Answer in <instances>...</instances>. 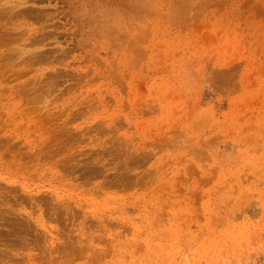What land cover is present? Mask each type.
Returning <instances> with one entry per match:
<instances>
[{
    "label": "rangeland",
    "instance_id": "obj_1",
    "mask_svg": "<svg viewBox=\"0 0 264 264\" xmlns=\"http://www.w3.org/2000/svg\"><path fill=\"white\" fill-rule=\"evenodd\" d=\"M0 264H264V0H0Z\"/></svg>",
    "mask_w": 264,
    "mask_h": 264
}]
</instances>
